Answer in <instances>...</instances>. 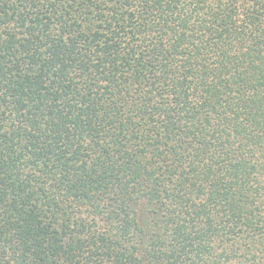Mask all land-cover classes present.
Masks as SVG:
<instances>
[{"label": "trees", "instance_id": "obj_1", "mask_svg": "<svg viewBox=\"0 0 264 264\" xmlns=\"http://www.w3.org/2000/svg\"><path fill=\"white\" fill-rule=\"evenodd\" d=\"M0 264H264V0H0Z\"/></svg>", "mask_w": 264, "mask_h": 264}]
</instances>
